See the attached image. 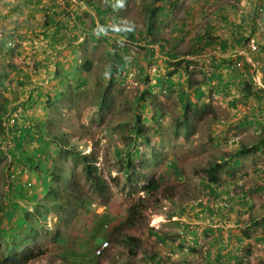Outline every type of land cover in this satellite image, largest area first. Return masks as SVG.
<instances>
[{
  "label": "rangeland",
  "instance_id": "1",
  "mask_svg": "<svg viewBox=\"0 0 264 264\" xmlns=\"http://www.w3.org/2000/svg\"><path fill=\"white\" fill-rule=\"evenodd\" d=\"M44 1L54 13L41 10L20 22L23 31L34 32L20 44L10 38L9 47L27 63L14 64L0 84V264L26 247L35 256L25 264H152L154 253L161 255L160 264H201L197 252L211 253L212 233L204 231L203 248L197 232L216 228L230 208L226 222L250 223L254 237L264 234L258 225L264 219V153L238 156L239 166L233 165L241 146L264 143V122H257L264 114L244 85L259 83L253 66L264 59V40L256 52L247 50L253 64L231 61L238 75L228 72L229 63L216 67L220 60L208 55L214 46L200 51L206 34L233 43L246 37L262 0H54V6ZM59 2L79 19L59 17ZM42 14L54 25L41 31ZM8 28L0 33L15 37ZM39 60H47V67ZM119 60L125 65L117 74L113 66ZM25 75L27 84L16 82ZM159 77H170L172 88L156 85ZM192 86L202 89L201 99ZM181 91L187 94L184 103H196L185 116ZM16 104L33 120L32 134H23L18 148L19 136L5 122ZM139 126L145 140L134 137ZM83 156L102 179L103 194L86 180ZM61 169L65 183L54 178ZM211 172L216 183L210 182ZM46 175L60 188L59 196L44 191ZM152 178L159 189L147 193ZM13 202L23 209L8 222ZM17 217L25 222L18 232ZM104 242L107 249L96 255ZM247 242L241 252L259 244Z\"/></svg>",
  "mask_w": 264,
  "mask_h": 264
},
{
  "label": "crops",
  "instance_id": "2",
  "mask_svg": "<svg viewBox=\"0 0 264 264\" xmlns=\"http://www.w3.org/2000/svg\"><path fill=\"white\" fill-rule=\"evenodd\" d=\"M27 1L31 2L32 4L31 10H33L31 13H30L31 10H29V12H27L28 15L26 13V10L28 7H30V3L29 5H27L26 4ZM50 1H54V0H50ZM54 3L55 1L53 3L50 2V4H52L53 6ZM23 4L24 6H22ZM43 4L46 5L47 3L44 0H0V29L3 28L5 30L7 29V26H9L8 29L10 34H15V37H10L9 33L7 34L6 31H2L3 32L2 34L0 33V59H1L0 68L3 67L4 69L2 70L3 72L0 73V82H1L0 84L4 83L5 79L7 80L9 75H12V67L14 64H19L21 62L27 63V61L24 59V57L20 52H15L14 53L15 55H13V53H11L10 47L7 44L10 43L9 42L10 38H15L17 43L20 44V42L23 41V37L30 36L27 32L30 33L34 32L32 31L33 29H31V31H27V30L23 31L19 24L21 21H23L25 18H28L31 15L32 16L38 15V12H40L41 9H43L40 7L43 6ZM65 14H66L65 10L61 12H59L58 10L57 15L59 17H62V15L64 16ZM44 20H45L44 23L41 24V31L45 30L46 27L49 29L51 27V23L54 25L53 22L48 23L47 20H50V17L49 18L45 17ZM15 26L17 27V29ZM252 32H253V21H252V29L250 33L252 34ZM247 36H249V34ZM26 41L29 42V39L26 38ZM24 47L25 44L23 45V49ZM259 51H260L259 56H264V47H260ZM212 52L213 53L208 54L209 57L212 56L217 61L219 60L221 61L222 59H228L230 61H235V62L242 61L244 64L245 62L249 63V60H251L252 64L254 63V60L251 59L249 53L247 52L246 42L240 45H236L235 43H233L232 40H230L228 42V48L225 51H221L217 46H214ZM233 53L236 55V57H233L234 59L232 58ZM47 60L44 61L39 60L38 65L47 67L46 66ZM257 67L259 68V70L256 74L257 76L255 74L253 75V79L254 81L259 80V83L258 85L255 84L253 85L252 92L255 91L259 93V95L261 96L260 101L255 100L256 102L254 103L255 104L254 107L260 108L259 112L262 113L263 115L264 114V59L261 61L258 60L255 61L253 68L256 69ZM24 77L25 79H23L22 81H16V82L18 83L24 82L23 85L27 84L29 81L28 79L30 77L29 75L28 76L25 75ZM239 81L240 80H238V82ZM243 81L244 80L240 82ZM33 87H34L33 85H30V90H33ZM4 89L6 90V87H4ZM239 92L241 93L240 95L242 97L244 95L243 98L247 97L245 93L241 90V88L239 89ZM246 101L247 99H243V103H245ZM232 102H236V101L234 100ZM252 102H254V100H252ZM247 103H250V100ZM257 122L262 124L261 122H264V117L262 118V121L261 119H257ZM230 209L226 211L229 214V217H227L226 220L228 218L231 219ZM213 210H220V209H213ZM243 210H245V208ZM226 220L224 221L223 219L221 220L218 219L215 222L217 227L214 228L213 230L209 229V228H213L212 226H210L209 228L202 227V231H203L202 235L200 232H197V237L198 238L200 237V240L197 241L199 246H203L205 232L207 234L212 233L210 235L211 253L210 250L209 251L204 250L201 253L204 258L208 256L211 257V259L209 261H205L202 258L200 252H197V255H199L198 257L202 259L201 264H264V234L261 233L262 235H259V237H254L255 236L254 233H256V229H255L256 226L251 225L250 223L238 224L236 221L226 222ZM258 225L261 226L259 228L264 230V219L261 221V224L258 223ZM232 227H234L235 229H231ZM242 229L244 230L242 231ZM251 239L253 240V242L259 241V244L257 245L253 244V246H251L252 249L250 250L248 249L247 251L241 252L242 243H244L245 241L247 242L248 240ZM246 244H248V242ZM180 247L184 248L181 245ZM158 254L159 253H156L155 254L156 256L155 257L153 256L154 259L157 258L158 260L160 258L161 255ZM166 254H168V256L170 257L172 256L170 253H166ZM181 263L183 264V261H181Z\"/></svg>",
  "mask_w": 264,
  "mask_h": 264
},
{
  "label": "trees",
  "instance_id": "3",
  "mask_svg": "<svg viewBox=\"0 0 264 264\" xmlns=\"http://www.w3.org/2000/svg\"><path fill=\"white\" fill-rule=\"evenodd\" d=\"M262 4H264V0H262L257 5V7L255 8V10H254V16L255 17L254 18L258 17V15H259V8H260V6H262ZM155 9L158 10V11H161L162 10V6H157ZM96 10H97V13H99V14L106 12L105 10L104 11H100L99 8H96ZM77 19H79L78 16H77ZM250 35H251V33H249V36ZM128 37H129V39H132L133 38L132 35H129ZM206 37H208L207 40L200 39V42L204 44L201 47L202 49L200 51L203 52L204 49L206 47H209V46H217L221 51H225L228 48V41L226 39H223V40H216L215 38L209 39V34H206ZM247 38H248V36H246V37L239 36L238 38H235L234 39V43L236 45H240L242 43H245L247 41ZM161 47H162V45H161ZM170 56L171 57H174L175 55L170 54ZM225 64H228V68L227 67L226 68H227V70H228L229 73L237 74L238 75V73H236L237 72V69H238L237 65L236 64H233L228 59H222L220 61V63L217 64L216 67L217 68H220V67L224 66ZM124 65H125L124 62H121L120 60L117 61L115 63V65L113 66L114 67V70H115V73L120 74L121 71L124 68ZM176 73H177V70H176ZM182 76H183L182 75V72H180L179 77H182ZM155 84L158 85V86H162V84H164L165 85V88L164 89H167V90H169L173 86V83H172L170 77L166 78V80L163 77H162V79L160 77L159 78H155ZM249 84H250V81L249 80H246L245 83H244V85L246 87H248V89H249L248 91H246L247 94L248 95L250 94L252 96H255L256 100L257 101H260L261 96L259 95V93L255 92V91L252 92L251 86ZM190 89H192L193 94H194V97L196 98V100H199V99L202 98V96H203L204 93H203V91H202V89L200 87H198V86H192V87H190ZM179 96L180 97L178 99H179V101H181V103H182L181 106L183 107L182 114L185 116L187 114V108H193V107H195L196 106V103L193 102V101H190V100H187V103H184L185 100L188 99V98H187V94L184 93L183 91L179 92ZM5 106H3L4 109H5ZM135 119H137V121H138L139 120V116L136 115L135 116ZM139 129H140V131H138L137 133H135L134 137L135 138H142L143 140H145L146 138L141 134V126H139ZM22 136L23 135L21 134L20 137L16 139L18 141L16 143V148H18L19 146H21L20 145V142H21V137ZM263 141H264V139L262 140V142ZM35 152L36 153H42L41 150L35 151ZM255 153H264V143L257 142V144H253V145H249V146H242L241 148H239L233 154V156L235 157V160H234L233 165L235 167L239 166V162L240 161L238 159V156H247V155H252V154H255ZM81 158L84 159L85 162H86L85 167H84V171H85V174H86V180L89 181L90 185L93 187V189H94L95 192H97L99 194H103L104 188L100 189V187H99V185L102 182V179L93 175L92 168H91V166H92L91 161H89L88 159H86V156H83ZM47 172H48L47 174L49 175L50 172L49 171H47ZM64 172H65V170L62 171V169H61L60 170V175H55V176L53 175L54 178H55V180L56 181H59V182H62V183H65L66 180H65V177L63 175ZM210 174L212 175V177L210 179V182L216 183L217 182V178L214 177L215 172L214 173L211 172ZM41 184H43L44 191L48 192L49 194H53L54 196H59V194H60V190L59 189L60 188L59 187H54L55 185L51 184L48 181L47 175L42 178ZM158 189H159L158 182L154 178H152V179H150L148 181V183H147V185H146V187H145L144 190H146L147 193H151V192L157 191ZM33 197H35V195H33ZM136 207L137 206L131 207V214H130V216H132L133 213H136ZM10 208L12 210L7 214V217H6L7 220H8V222H12L13 221V217L17 213L16 210H20L21 211L23 209V208H20L19 204L18 203H15V202H13L11 204ZM20 211H18V212L21 213ZM17 216H19V215H17ZM126 223H131L129 216L126 218ZM24 225H25L24 220L21 219L20 217H17L16 218V221L14 222L13 229L16 232H18L19 230H21L24 227ZM151 234L156 235L158 237V239L161 240V236L157 232H151ZM10 252L13 253V249ZM128 252H129L128 254L130 256H135L134 249H129ZM39 253L40 252H38L37 254H39ZM155 254L156 253H154V255L151 256L152 264H160L158 260L154 259V257L156 256ZM33 256H35V254L33 253V250L26 247V248H24L21 251L20 254H14V255H12L11 256V259H7V258L3 259V263L4 264H7V263H15V262H17L18 264H25L27 261H29L30 259H32ZM128 262L129 261H127L126 264H129Z\"/></svg>",
  "mask_w": 264,
  "mask_h": 264
},
{
  "label": "built area",
  "instance_id": "4",
  "mask_svg": "<svg viewBox=\"0 0 264 264\" xmlns=\"http://www.w3.org/2000/svg\"><path fill=\"white\" fill-rule=\"evenodd\" d=\"M57 1V0H56ZM58 4V2H57ZM61 8L66 9L65 2H59ZM41 10L46 13H54V9L49 4L40 6ZM56 9V8H55ZM68 16H73L72 11L68 10ZM45 13V14H46ZM45 14H42V19H45ZM264 40V4L259 8L258 17L253 20V32L247 38L246 49L249 52H256L259 48L260 43ZM6 124L16 130L17 135L20 136L22 131H31L33 128V123L30 117H28L27 112L24 110L21 104H16L12 110H10L6 116ZM107 243L104 242L97 246L95 254L99 255L107 249Z\"/></svg>",
  "mask_w": 264,
  "mask_h": 264
},
{
  "label": "clouds",
  "instance_id": "5",
  "mask_svg": "<svg viewBox=\"0 0 264 264\" xmlns=\"http://www.w3.org/2000/svg\"><path fill=\"white\" fill-rule=\"evenodd\" d=\"M63 10L66 11V14L64 15V17H67L69 20H72V22H75V21L78 20V19H77V13H76V12L73 13V10H71L73 16H68V12H67L68 9H63ZM63 10H61V11H63ZM61 11H59V12H61ZM57 14H58V11H57ZM78 17H79V16H78ZM248 37H249V36H248ZM7 45L9 46L10 43H8ZM30 104H32V103H30ZM32 105L34 106V103H33ZM13 107H14V106H13ZM13 107H12V108H13ZM12 108L8 109V112H9L10 110H12ZM37 110H39V108H37ZM37 110H36V111H37ZM7 114H8V113H7ZM6 116H7V115H6ZM30 118H31V117H30ZM5 120H6V117H5ZM31 120H32V119H31ZM32 121H33V120H32ZM32 132H33V128H32L31 131H29V130H28V131H22L21 134L23 135V134H25V133H28L29 135H31ZM21 134H20V135H21ZM19 137H20V136H19ZM19 137H18V138H19ZM241 147H242V146H241ZM241 147H240V148H241ZM236 151H237V150H236ZM236 151H235V152H236ZM235 152H234V153H235ZM42 186H43V185H42ZM98 246H99V245H98ZM102 253H103V252H102Z\"/></svg>",
  "mask_w": 264,
  "mask_h": 264
}]
</instances>
